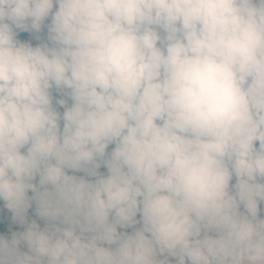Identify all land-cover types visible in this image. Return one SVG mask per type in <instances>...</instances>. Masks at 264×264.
I'll use <instances>...</instances> for the list:
<instances>
[{
    "label": "clouds",
    "instance_id": "1",
    "mask_svg": "<svg viewBox=\"0 0 264 264\" xmlns=\"http://www.w3.org/2000/svg\"><path fill=\"white\" fill-rule=\"evenodd\" d=\"M0 264H264V0H0Z\"/></svg>",
    "mask_w": 264,
    "mask_h": 264
}]
</instances>
